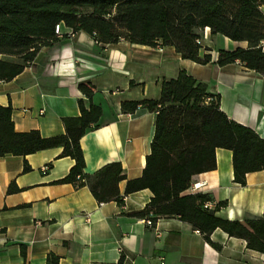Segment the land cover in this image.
<instances>
[{
  "label": "crops",
  "instance_id": "1",
  "mask_svg": "<svg viewBox=\"0 0 264 264\" xmlns=\"http://www.w3.org/2000/svg\"><path fill=\"white\" fill-rule=\"evenodd\" d=\"M202 44L214 58L219 50L247 46L211 36L209 29L202 34ZM181 71L207 84L231 120L264 139V77L240 62L200 65L183 59L173 47L125 40L98 44L90 34L72 33L64 24L58 41L41 49L19 76L0 80V105L12 107L17 132L38 131L45 138L65 133L63 119L80 116L79 100L99 106L98 129L81 139L85 171L93 175L107 164L120 163L127 178L119 184L124 195L127 181L140 178L145 169L156 114L142 107L123 114L121 104L159 99L162 80L174 79ZM81 83L95 87L90 100L80 90ZM61 152L54 148L27 157H0V264H45L49 254L57 255L59 264H118L121 258L123 264H264V254L220 229L209 242L177 217L145 225L147 217L131 214L150 203V190L128 195L119 205L99 203L88 186L58 184L75 165L70 157L59 158ZM216 160L217 168L196 176L193 185L199 188L186 194H209L216 205L226 202L216 213L223 219L261 218L264 171L247 174L241 186L234 182L233 153L217 149ZM12 183L19 191L9 194Z\"/></svg>",
  "mask_w": 264,
  "mask_h": 264
},
{
  "label": "trees",
  "instance_id": "2",
  "mask_svg": "<svg viewBox=\"0 0 264 264\" xmlns=\"http://www.w3.org/2000/svg\"><path fill=\"white\" fill-rule=\"evenodd\" d=\"M264 0H0V80L10 82L32 63L41 49L58 41L56 27L64 24L72 33L86 32L98 44L122 40L148 47H173L185 60L218 66L240 62L264 77ZM221 35L245 48L212 50L202 44V34ZM203 52V54H202ZM90 100L91 84L79 85ZM156 114L151 152L140 178L128 180L125 194L119 184L126 180L122 165L110 163L95 174L86 173L81 139L98 129L102 109L79 100L80 116L63 119L65 133L45 138L38 131L15 130L9 106L0 105V157H27L39 151L62 148L59 158L75 161L69 174L58 184L88 186L99 203L124 204L125 197L142 190L153 194L150 203L135 217L160 219L177 217L198 230L207 241L217 229L229 237L245 240L247 248L264 254V214L261 218L230 221L217 216L227 206L214 209L209 194H186L194 178L217 168L216 150L233 153L234 182L245 186L249 173L264 171V139L253 129L231 120L220 106V97L207 84L185 71L174 79H163L159 99L125 101L123 114L138 108ZM31 167L26 163L24 171ZM19 188L12 183L8 193ZM26 259V248L21 246ZM49 254L45 264H59ZM118 264H123V258Z\"/></svg>",
  "mask_w": 264,
  "mask_h": 264
},
{
  "label": "built area",
  "instance_id": "3",
  "mask_svg": "<svg viewBox=\"0 0 264 264\" xmlns=\"http://www.w3.org/2000/svg\"><path fill=\"white\" fill-rule=\"evenodd\" d=\"M56 34L60 35L61 34V25H58L56 27ZM44 171L48 170L47 167L43 168ZM192 189H198L199 188V184H195L191 187ZM206 207L209 209H214L216 207V204L214 202H209L206 204ZM143 223L149 227H152L154 225L153 221L151 220V218L147 217L143 220ZM163 264V263H162Z\"/></svg>",
  "mask_w": 264,
  "mask_h": 264
}]
</instances>
